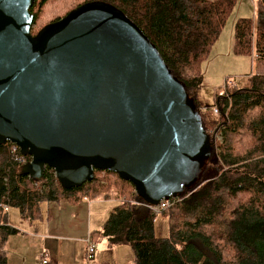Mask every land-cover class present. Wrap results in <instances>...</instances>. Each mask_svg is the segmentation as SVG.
Listing matches in <instances>:
<instances>
[{"label": "water", "instance_id": "1", "mask_svg": "<svg viewBox=\"0 0 264 264\" xmlns=\"http://www.w3.org/2000/svg\"><path fill=\"white\" fill-rule=\"evenodd\" d=\"M33 0H0V145L63 189L110 171L149 206L178 197L210 156L192 102L120 11L82 5L32 36ZM213 141V140H212Z\"/></svg>", "mask_w": 264, "mask_h": 264}, {"label": "trees", "instance_id": "2", "mask_svg": "<svg viewBox=\"0 0 264 264\" xmlns=\"http://www.w3.org/2000/svg\"><path fill=\"white\" fill-rule=\"evenodd\" d=\"M251 1L254 17L238 18L233 26L232 53L264 59V0ZM94 2L120 11L154 46L210 137V156L196 181L156 214L113 172L95 170L92 181L63 189L52 169L34 179L14 161L12 144L0 145V264H8L6 244L18 234L8 225L9 209L34 222L44 219L42 203L77 205L84 199L117 201L89 238L108 248L129 247V264H264V75L250 74L245 85L216 96L209 108H218L217 118L200 111L197 96L202 65L238 0H33L32 36ZM212 132L221 136L217 146ZM159 215L167 220L165 237L155 233Z\"/></svg>", "mask_w": 264, "mask_h": 264}, {"label": "rangeland", "instance_id": "3", "mask_svg": "<svg viewBox=\"0 0 264 264\" xmlns=\"http://www.w3.org/2000/svg\"><path fill=\"white\" fill-rule=\"evenodd\" d=\"M244 1L249 4V0H239L238 2H240V6H244ZM240 6L238 5V7L233 11V14L228 19L226 25L222 30L219 40H217L215 46H213L214 48L211 50L208 60L202 65V74L204 79L202 86L197 93V96L203 104L201 109L207 108L203 112V114L209 115L211 117L215 116V118H217V116L214 115L208 108L214 104L216 96H218L217 93L221 92L224 79L235 78V87H226V90H229L228 88H237L245 85L248 75L250 74L264 75V59L258 58L257 60H253L252 57L248 56H235L231 51L233 46V26L236 19H238L240 14L249 16L251 15L250 9H248L247 7H243V11H241L242 8ZM229 48L230 53H227ZM213 134L214 132H212V135ZM218 134L219 133L216 132L215 146L219 145V143L221 142V136H219ZM49 204L50 203L41 204V211L43 214H46L48 212ZM50 206H52L51 211H54L53 209L57 205L51 204ZM111 209L112 208L110 203L100 205V207H97L95 204L93 205V207L91 208L92 230L99 229L100 225H102V223H104L108 218ZM60 211H62V209ZM11 214H14L19 220L17 210H11L10 215ZM14 215L11 216L15 217ZM62 215H64V213L59 215L58 220L56 219L57 222L60 221ZM46 217L47 216H44V220L47 219ZM25 223L28 224V222ZM59 229H61V226L59 227ZM155 233L156 236L161 237L167 236L168 233L167 220L163 217H160V215L155 220ZM26 240L32 241L34 239L26 237ZM33 242H36V244H33L34 247L32 246L25 250L27 251V254L25 256L27 260H29L28 264H43V258L42 256L39 257L38 254L39 241L34 240ZM97 246L98 244H95V248H97ZM102 248L103 249L99 250L95 249V254H93L91 258H88L89 260H91L90 262L104 261L109 262L110 264H129L133 258V254L127 246H119L115 248H107L104 246Z\"/></svg>", "mask_w": 264, "mask_h": 264}, {"label": "crops", "instance_id": "4", "mask_svg": "<svg viewBox=\"0 0 264 264\" xmlns=\"http://www.w3.org/2000/svg\"><path fill=\"white\" fill-rule=\"evenodd\" d=\"M238 5L240 6V2L237 3L235 9ZM240 7L242 8L241 11H243V7L250 9L251 15L240 14L238 18L254 17V4L251 0H249V4L244 1V6ZM227 53H230V48ZM107 203H110L111 208H113L117 201L114 199H98L95 201L84 199L77 205H70L66 202L50 203L48 212L43 214L44 216H48V218L46 220L43 219L44 221L41 220L43 222L24 221L20 219L19 215L18 220L14 214L11 215L15 217L10 215L12 209H9L8 225L16 229L18 234L11 236L6 244L8 264H28L29 260H27L25 256L27 254L25 250L29 247H34L33 244H36V242H33L34 240L39 241V257L42 256V258H45L48 264H100L104 262H90L91 260L85 255V247L86 239L89 238V233L93 231L91 208L94 204L100 207V205H105ZM51 204L57 205L54 207V211H51ZM61 209L62 211H60ZM62 213H64V215H62L60 221L57 222L59 215ZM25 222H28V224ZM60 226L61 229H59ZM101 226L102 225H100V227ZM26 237L34 240H26ZM104 246L107 247L106 243L101 242L96 249H103L102 247Z\"/></svg>", "mask_w": 264, "mask_h": 264}, {"label": "built area", "instance_id": "5", "mask_svg": "<svg viewBox=\"0 0 264 264\" xmlns=\"http://www.w3.org/2000/svg\"><path fill=\"white\" fill-rule=\"evenodd\" d=\"M251 57L253 60L258 59V56H256L255 54H252ZM234 79L235 78H227V79L223 80L221 92L217 93L218 97L223 96L225 94L226 87H235ZM206 109L202 108L201 112L203 113ZM208 109H210L214 115H218V113H219L218 108L216 106H213V107L208 108ZM215 135H216V133H214L212 136V140L214 142H215ZM11 152L13 154L14 161H16L18 164L25 165L26 163L29 162L27 159L28 156L22 155L20 153L19 148L15 144H12ZM169 204H170L169 200H163L158 205L149 206V208L152 209L156 214H158L161 210H164L165 208H167L169 206ZM5 209H7V208H5ZM95 249H96L95 244L90 240V238H87L86 239V247H85L86 257L91 258L95 252ZM42 263L47 264V260L45 258H43Z\"/></svg>", "mask_w": 264, "mask_h": 264}]
</instances>
